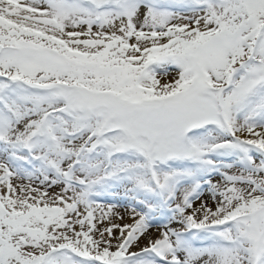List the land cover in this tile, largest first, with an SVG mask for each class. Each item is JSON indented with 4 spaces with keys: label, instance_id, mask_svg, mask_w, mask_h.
I'll return each instance as SVG.
<instances>
[{
    "label": "snow or ice",
    "instance_id": "6c2138e0",
    "mask_svg": "<svg viewBox=\"0 0 264 264\" xmlns=\"http://www.w3.org/2000/svg\"><path fill=\"white\" fill-rule=\"evenodd\" d=\"M0 264H264V0H0Z\"/></svg>",
    "mask_w": 264,
    "mask_h": 264
}]
</instances>
